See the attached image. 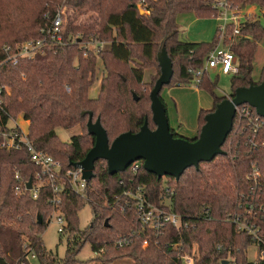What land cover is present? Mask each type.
<instances>
[{"label":"trees","instance_id":"16d2710c","mask_svg":"<svg viewBox=\"0 0 264 264\" xmlns=\"http://www.w3.org/2000/svg\"><path fill=\"white\" fill-rule=\"evenodd\" d=\"M218 1L16 0L18 13L12 15L9 0H0V86L7 89L0 123L22 113L30 121L29 137L34 145L59 160L62 172L83 160L95 144L87 129L89 114L82 115L83 111L93 112L94 120L100 118L110 142L123 132H137L146 117L154 129L146 90L155 83L145 81V69L154 62L159 66L157 54L165 47L174 68L169 85L193 84L195 73L189 69H204L210 51L219 43L218 28L211 41L184 40L177 17L193 12L201 18H217ZM228 4L239 9L255 6L258 13L243 23L240 35L233 34V24L227 25L223 43L234 51L239 65V72L231 78V93L217 95L219 74L213 77L210 71L203 72L197 87L213 95L214 106L201 109L196 137L217 103L233 96L238 87L264 80V69L257 81L252 75L258 44L264 39V0H228ZM70 8L73 14L67 15ZM78 11L96 12L100 20L76 23ZM59 13L64 44L17 64L5 61V45L42 36ZM99 58L105 74L97 97H91ZM249 107V115L243 105L239 107L223 145L226 153L201 162L198 168H187L179 179L159 178L143 167L142 160L137 170L130 166L111 175L106 161L100 159L84 197L66 185L62 192L67 220L63 258L46 247L42 236L53 211L51 188L43 186L37 198L25 186L17 192L16 174L28 182L38 167L25 150L0 149V264H116L123 258L131 264H185L183 255H191L194 246L199 251L193 256L194 264H223L229 256L232 264H250L247 249L251 245L258 248L257 264H264V118L258 119L255 108ZM76 126L82 131L69 143L59 139L57 128ZM171 131L175 137L182 136ZM255 164L261 172L257 179L249 177ZM139 188L148 201L179 214L183 225L167 223L159 233L145 226L135 197ZM86 204L93 218L81 227L79 211ZM243 223L256 235L243 228ZM145 239L147 247H143ZM87 242L96 255L83 260L79 253Z\"/></svg>","mask_w":264,"mask_h":264},{"label":"water","instance_id":"95a60500","mask_svg":"<svg viewBox=\"0 0 264 264\" xmlns=\"http://www.w3.org/2000/svg\"><path fill=\"white\" fill-rule=\"evenodd\" d=\"M157 58L161 73L150 92L152 120L156 125L154 129L149 126V118L146 117L137 132H123L110 142L100 118L94 120L93 112H82V115L89 114L87 129L95 137V144L83 160L73 165L83 169V176L87 181L94 177L95 163L100 159L106 161L111 175L125 171L134 162L142 160L143 167L159 178L169 175L179 179L187 168H198L201 162H210L226 153L223 145L233 129L240 106L248 104L255 108L259 116L264 117L263 80L238 87L233 96L217 103L205 116V123L196 138L175 137L171 131L166 105L160 95L163 87L172 81L173 61L165 47L158 52ZM133 94L138 99L136 93ZM32 182L33 179L30 178L28 188L32 187ZM105 223L108 224V220ZM227 263V260L223 261V264Z\"/></svg>","mask_w":264,"mask_h":264},{"label":"built area","instance_id":"2783aa9c","mask_svg":"<svg viewBox=\"0 0 264 264\" xmlns=\"http://www.w3.org/2000/svg\"><path fill=\"white\" fill-rule=\"evenodd\" d=\"M217 7L220 9L217 18L222 21L218 27V36L220 40L218 45L210 51L204 69H189V71L195 73L194 83L196 85L200 82L201 76L205 70H219L223 74L232 75L239 72L236 54L230 46L224 45L223 37L227 31V25L230 23L233 24V34L240 35L243 23L249 19L252 13L244 9L229 6L228 0H219L217 2ZM64 40L63 19L59 13L54 19L52 26L44 30L42 36L18 42L15 45H5L3 49L5 52V61L17 64L21 59H34L37 56L45 55L49 49L64 44ZM6 90V87L0 86V113L4 104V91ZM243 111L246 115L252 113L251 108L247 104L243 105ZM20 116L15 118L10 117L5 123H0V149L25 150L29 154L30 160L38 167V171L35 174V178H33L31 188H28V182L21 181L17 173L16 178L19 180V184L16 187L17 192L23 191L24 189L22 186H25V190H29L31 195L37 198L40 189L43 186L49 185L52 192L50 201L53 209L49 220L55 218L59 225V232L63 233L67 226V220L62 212V192L67 185L73 192L84 197L88 181L84 178L83 169L80 166H73L62 172V164L59 160L54 158L46 150L39 149L34 145L29 137V120L24 118V122L28 124V127H25L24 122L19 120ZM261 118L264 117L258 115V119ZM131 166L134 170H137L139 162L136 161ZM260 175L261 172L259 167L255 164L249 177L257 179ZM135 197L138 200L137 209L139 219L145 226L149 227L154 232L159 233L167 223H171L176 227H181L183 225L182 218L179 214L168 210L164 206H159L148 201L142 194L140 188L138 192L135 193ZM55 212L57 213L54 215ZM245 228L256 235V231L250 229L248 225L245 224ZM123 243V241H120V244ZM147 245L148 240L145 239L143 246L146 247ZM31 257L35 258V255L32 254ZM188 260L191 259L189 258ZM250 264H257V261L253 260Z\"/></svg>","mask_w":264,"mask_h":264},{"label":"rangeland","instance_id":"374dc122","mask_svg":"<svg viewBox=\"0 0 264 264\" xmlns=\"http://www.w3.org/2000/svg\"><path fill=\"white\" fill-rule=\"evenodd\" d=\"M9 7L11 10V14L15 15L18 13V7L16 0H9ZM255 6H249L244 10L251 12L252 15L249 16V19H255L257 17V9ZM143 10V9H141ZM65 11V8H64ZM72 8H70V14L72 13ZM144 11V10H143ZM144 13V12H143ZM76 17L74 18L76 23H83V24H91L94 21L100 20L98 13L93 11H78L75 13ZM177 21L180 25V38L189 41H211L215 36L214 32L216 33L217 28L222 23L219 19L216 18H201L198 17L193 12H186L181 13L177 17ZM98 27V26H96ZM213 34V35H212ZM87 46L90 48L94 47V43H87ZM98 70H97V77L95 82L90 88V96L97 97L101 80L105 74V70L103 68V62L99 58L98 59ZM264 69V39H262L258 44V50L256 57L253 62V77L257 81ZM211 75L215 77V75L219 74V78L217 80V87L215 92L217 95H229L231 93V78L232 74H223L219 70H212L210 71ZM160 68L158 64L152 63L145 69V81L147 83H155V80L160 76ZM153 85L148 88L146 91L151 92ZM195 83L189 85H166L161 91V97L163 98L167 113L170 121L171 128H173L177 133L180 135L187 137L189 139H193L198 134V129L193 130L195 125L198 124L199 114L202 108H204V103H209L208 98L212 101V106H214V97L213 95L205 89L201 94H199ZM206 95H205V94ZM138 95V93L136 92ZM205 109V108H204ZM21 115V116H20ZM19 120L24 122V117L22 113H19ZM30 124V121H28ZM25 127H28V124L25 123ZM57 134L61 141L69 143L71 141V137L75 134L81 133L82 129L80 126L73 127L71 129H65L62 127L57 128ZM220 159L215 160L219 162ZM213 164V163H212ZM209 165H204L205 167H209ZM57 212L54 213V215ZM93 218V211L90 204H86L80 211H79V223L81 227H85L91 224ZM243 228H245V224L243 223ZM43 239L46 247L49 250H52L54 253L58 255L59 258H63L67 245H66V235L59 232V225L55 218L49 221L46 228L43 231ZM144 247V246H143ZM147 247V246H146ZM258 248L255 245H251L247 249V253L249 255L250 261L256 260ZM198 249L196 246L193 247L191 255L185 253L184 256V263L185 264H194L193 256L198 255ZM96 254L93 252L91 248V244L87 242L81 252L79 253V258L83 260H89L91 257L95 256ZM191 260H188V259ZM228 261L227 264L231 263V256L225 258ZM188 262V263H187ZM58 264V263H57ZM89 264H99V262L91 261ZM116 264H131L129 258L120 259Z\"/></svg>","mask_w":264,"mask_h":264},{"label":"crops","instance_id":"0c3cea01","mask_svg":"<svg viewBox=\"0 0 264 264\" xmlns=\"http://www.w3.org/2000/svg\"><path fill=\"white\" fill-rule=\"evenodd\" d=\"M256 9V8H255ZM216 20H218L219 21V18H216ZM214 34H215V32H214ZM213 35V34H212ZM198 91V93L199 94H201L202 92H203V90H201V89H197ZM205 94V93H204ZM206 95V94H205ZM208 100H209V103H204L203 104V106H204V108L205 109H212L213 108V106H212V101L208 98ZM198 124L197 125H195V127L193 128V130L195 131V130H197L198 128Z\"/></svg>","mask_w":264,"mask_h":264}]
</instances>
